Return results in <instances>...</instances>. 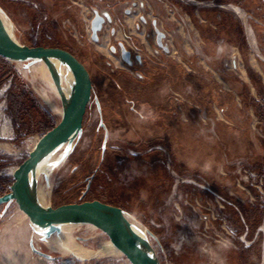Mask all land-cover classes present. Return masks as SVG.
<instances>
[{
    "label": "rangeland",
    "instance_id": "rangeland-1",
    "mask_svg": "<svg viewBox=\"0 0 264 264\" xmlns=\"http://www.w3.org/2000/svg\"><path fill=\"white\" fill-rule=\"evenodd\" d=\"M41 1L0 0V15L19 44L72 53L92 85L80 137L61 163L66 146L53 153L36 179L44 204L99 200L119 207L136 229L156 236L159 245L147 238L160 264H264V196L254 186L250 196L238 188L234 173L240 164L242 173L264 183V0H164L166 10L152 15L144 0L137 10L98 0L105 11L91 9L93 0ZM93 9L108 17L98 42L91 40ZM167 14L170 20L163 19ZM147 15L144 25L140 16ZM158 33L164 34L162 47ZM6 65L9 72H0L5 193L11 171L43 135L38 125H56L62 114L61 100L42 75L43 62ZM199 185L230 202L222 212L234 237L221 240L205 230L211 248L175 254L177 218L188 215L184 201L204 190ZM75 226L42 242L13 202L0 206V264H130L111 249L100 255L109 242L100 230ZM62 237L94 256L80 260L65 252ZM30 242L50 258L33 253Z\"/></svg>",
    "mask_w": 264,
    "mask_h": 264
},
{
    "label": "water",
    "instance_id": "water-1",
    "mask_svg": "<svg viewBox=\"0 0 264 264\" xmlns=\"http://www.w3.org/2000/svg\"><path fill=\"white\" fill-rule=\"evenodd\" d=\"M90 21L91 40L98 42V33L102 30L108 17L93 9ZM129 13V10L125 12ZM0 15V57L12 62H28L32 64L41 61L49 71L52 82L60 95L62 114L60 121L37 141L28 157L11 171V183L8 192L0 196V206L13 202L31 223L40 240L45 242L53 235L61 233L62 226L92 225L104 233L111 245L119 251L130 264H160L154 248L147 235L159 245L156 236L145 230V240L134 231L136 228L125 217L123 211L116 206L99 200L82 201L79 203L62 204L57 207L42 206L35 198L29 175L50 158L59 149L66 146L65 153L58 160L61 163L72 148L73 141L82 133V124L87 106L91 98V79L88 70L72 53L59 47L25 46L19 44L7 33ZM162 34H157V41ZM121 55L128 61L129 52L120 44ZM57 61L70 73L71 84L68 98L61 91V79L51 61ZM35 189H36V180ZM87 185L84 195L87 193ZM33 253L49 259L50 257L34 249Z\"/></svg>",
    "mask_w": 264,
    "mask_h": 264
},
{
    "label": "built area",
    "instance_id": "built-area-1",
    "mask_svg": "<svg viewBox=\"0 0 264 264\" xmlns=\"http://www.w3.org/2000/svg\"><path fill=\"white\" fill-rule=\"evenodd\" d=\"M243 171L244 173H242L241 165L237 164V170L234 172L238 174V177H235L236 186L244 190L249 196L250 190L248 188L249 186H254L259 190L262 196H264L262 190L264 183L262 179L258 181L254 173H248L246 170ZM223 175H225V173H223ZM198 187L204 190L199 193H194V195L187 196L188 199L184 201V204L190 207L187 209L189 216L184 214L183 217L177 218L178 224L175 228V237H177V240L175 243L172 242L171 244L175 250V254H179L183 249L191 246L200 247V245H204L207 248H211L212 243L209 238L202 236L205 230L213 231L221 240H225L226 238L231 241V238L234 237L233 234H235V231L230 224L226 223V213L222 212L223 203L230 204V202L224 200L220 194L216 193L210 187L200 185ZM229 195L233 194L229 193ZM217 221H221V224ZM216 227H225L224 232L218 231ZM244 237L245 234L241 237V240H243ZM224 240L222 243L215 240L214 242L223 246H225L226 243H230Z\"/></svg>",
    "mask_w": 264,
    "mask_h": 264
},
{
    "label": "bare ground",
    "instance_id": "bare-ground-1",
    "mask_svg": "<svg viewBox=\"0 0 264 264\" xmlns=\"http://www.w3.org/2000/svg\"><path fill=\"white\" fill-rule=\"evenodd\" d=\"M4 22V20H2ZM4 27L7 31V33L10 35L11 38L14 39L13 37V34H12V28L10 25L6 24V22H4ZM54 68L57 70L59 76H60V79H61V91H62V94L63 96L67 99L68 98V94H69V87H70V84H71V76H70V73L64 68V66L60 65L57 61H51ZM35 70V69H34ZM40 71V70H39ZM42 75L45 76V78L48 80V82L51 84V86L54 88L55 90V93L56 95L58 96V98L60 97V95L58 94L53 82H52V79L50 77V74H49V71L47 70V68L42 65ZM53 105V104H52ZM41 172H44V164H40L36 170L33 172V174H30L29 175V179H30V186H31V189H32V192L36 198V200L44 207H47L43 200L44 199V192L39 189L38 191H36L35 189V183L34 181L38 178L39 174ZM39 187V186H38ZM69 227L67 226H62L61 228V231L62 229H65V230H68V231H71L73 230V228H75L76 226L75 225H68ZM66 227V228H65ZM88 227L92 228V229H95V227H93L92 225H88ZM136 232V234L142 239V240H145V232L142 231V230H138V229H135L134 230ZM61 240L59 241L61 246H62V249L67 252V253H70L72 254L73 256H75L76 258L80 259V260H87L91 257L94 256V253L93 251L91 250H87V249H84L81 245H79L77 242H75V240L71 237L69 239L67 238H60ZM60 246V247H61ZM109 249H111V251L113 250L114 252L116 253H120L119 251H117L110 243V241L108 242V244L106 245V247L104 249H102L99 253L100 255L104 256L105 254H108V252L110 251ZM112 254V253H111Z\"/></svg>",
    "mask_w": 264,
    "mask_h": 264
},
{
    "label": "crops",
    "instance_id": "crops-1",
    "mask_svg": "<svg viewBox=\"0 0 264 264\" xmlns=\"http://www.w3.org/2000/svg\"><path fill=\"white\" fill-rule=\"evenodd\" d=\"M142 1L143 0H123V1L119 0V1H116V2H118L117 5H123L124 3H130L133 6L132 8L137 10L138 7L143 6V4H142L143 2ZM144 1H145V6H146L145 9L151 15L154 12V10H159L160 14L162 13V10H166V9H164V7H166V4L163 2L164 0H144ZM41 2H43V4L45 5L46 0L45 1H41ZM50 5L52 6V4H50ZM104 5H105V2H103V1L93 0L92 1V6L90 8L92 9L93 7H95V8H97L100 11H105L106 9L104 8ZM123 11H124V16L126 18H129L130 16L125 13L127 11V9L125 8ZM148 17H149L148 15L145 16V17L140 16V20L144 23V25H146ZM172 18H173V16H172ZM163 19L170 20L168 18V14L165 15ZM155 24H156L155 20L154 19L151 20V25H155Z\"/></svg>",
    "mask_w": 264,
    "mask_h": 264
},
{
    "label": "trees",
    "instance_id": "trees-1",
    "mask_svg": "<svg viewBox=\"0 0 264 264\" xmlns=\"http://www.w3.org/2000/svg\"><path fill=\"white\" fill-rule=\"evenodd\" d=\"M43 47H48V46H43ZM6 63H7V61H5L4 59L0 58V72H4L5 74L9 72V70L6 68V66H7ZM48 123H49V121H48ZM54 126L55 125H53V124H50L49 126H46V123H42V124H39L38 125V128H39V131L42 134H45L46 132H48L49 130H51ZM4 193H5L4 188L0 189V196L3 195ZM107 204H109V203H107ZM109 205H112V204H109ZM252 248L249 249V252L251 250H253Z\"/></svg>",
    "mask_w": 264,
    "mask_h": 264
},
{
    "label": "flooded vegetation",
    "instance_id": "flooded-vegetation-1",
    "mask_svg": "<svg viewBox=\"0 0 264 264\" xmlns=\"http://www.w3.org/2000/svg\"><path fill=\"white\" fill-rule=\"evenodd\" d=\"M160 34H162V33H160ZM162 38L161 39H159V42L157 41V39H156V43H157V45L159 46V47H162V41L164 40V34H162ZM157 37V36H156ZM119 50H120V46H119Z\"/></svg>",
    "mask_w": 264,
    "mask_h": 264
}]
</instances>
